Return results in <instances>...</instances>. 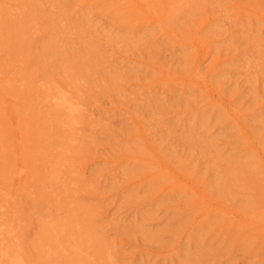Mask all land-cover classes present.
I'll list each match as a JSON object with an SVG mask.
<instances>
[{
	"label": "rangeland",
	"instance_id": "obj_1",
	"mask_svg": "<svg viewBox=\"0 0 264 264\" xmlns=\"http://www.w3.org/2000/svg\"><path fill=\"white\" fill-rule=\"evenodd\" d=\"M16 257L264 264V0H0Z\"/></svg>",
	"mask_w": 264,
	"mask_h": 264
},
{
	"label": "bare ground",
	"instance_id": "obj_2",
	"mask_svg": "<svg viewBox=\"0 0 264 264\" xmlns=\"http://www.w3.org/2000/svg\"><path fill=\"white\" fill-rule=\"evenodd\" d=\"M59 89V88H58ZM53 97V96H52ZM54 99V103L56 104L55 106L57 108L63 109L65 110V112L67 113V115L71 116L70 114H72V112H74L75 107L73 106V104L71 102H69L65 97L63 96H58V97H54L52 98ZM20 172V171H19ZM14 252V251H13ZM6 253H3V255H5ZM18 256V255H17ZM12 263L15 264H25L24 260L22 261L21 257L18 258L16 257L14 260H12Z\"/></svg>",
	"mask_w": 264,
	"mask_h": 264
}]
</instances>
